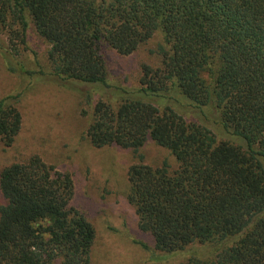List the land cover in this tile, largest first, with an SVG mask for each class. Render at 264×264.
Segmentation results:
<instances>
[{"label":"trees","instance_id":"16d2710c","mask_svg":"<svg viewBox=\"0 0 264 264\" xmlns=\"http://www.w3.org/2000/svg\"><path fill=\"white\" fill-rule=\"evenodd\" d=\"M0 32L10 57L32 33L49 45L41 75L92 107L94 148L139 153L152 141L169 152L172 166L140 156L128 172L127 200L155 249L212 250L180 264H264V0H0ZM157 34L160 64H143L136 87L111 85L104 48L129 57ZM22 126L11 97L1 99L3 153ZM74 197L72 175L37 155L3 167L0 264H91L96 231Z\"/></svg>","mask_w":264,"mask_h":264},{"label":"rangeland","instance_id":"374dc122","mask_svg":"<svg viewBox=\"0 0 264 264\" xmlns=\"http://www.w3.org/2000/svg\"><path fill=\"white\" fill-rule=\"evenodd\" d=\"M160 39L157 34L129 57L104 48L109 83L138 86L142 65L157 67L160 64L158 55L153 53ZM2 44L7 51L0 53V100L11 97L22 114L23 126L7 153H3L0 146V170L31 154L72 175L75 185L72 205L96 231L91 264H180L193 256H209L212 250L201 245L175 254L155 249L152 236L139 230L135 208L127 200L128 172L133 165L141 163L139 157H143L145 165L159 167L167 161L172 166L174 160L169 152L152 141L139 153L114 146L94 148L86 133L92 121V107L77 92L50 83L49 78L41 75V71L50 72L49 45L32 33L27 49L18 47L20 55L15 58L10 57L15 51L10 48L5 32H0ZM7 58L12 66L19 69L21 65L34 76L10 74L5 63ZM90 89L95 91L94 101H109V96H103L105 92L100 88ZM186 110L190 120L204 123L205 118L199 112L192 108ZM207 125L219 137L230 138L218 126Z\"/></svg>","mask_w":264,"mask_h":264}]
</instances>
